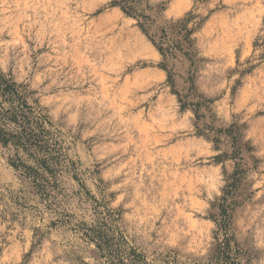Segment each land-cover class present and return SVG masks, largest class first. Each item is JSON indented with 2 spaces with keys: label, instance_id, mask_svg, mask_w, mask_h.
<instances>
[{
  "label": "rangeland",
  "instance_id": "rangeland-1",
  "mask_svg": "<svg viewBox=\"0 0 264 264\" xmlns=\"http://www.w3.org/2000/svg\"><path fill=\"white\" fill-rule=\"evenodd\" d=\"M110 1L0 0V71L62 132L86 186L105 195L128 241L155 262L212 256L210 203L234 168L215 159L179 102L193 81L212 100L206 121L244 125L242 142L254 149L251 193L230 227L240 264H264V0H144L159 25L191 18L169 81L136 20ZM7 156L0 147V264H102L78 233L48 226L50 211ZM69 207L79 215L76 200Z\"/></svg>",
  "mask_w": 264,
  "mask_h": 264
},
{
  "label": "trees",
  "instance_id": "trees-1",
  "mask_svg": "<svg viewBox=\"0 0 264 264\" xmlns=\"http://www.w3.org/2000/svg\"><path fill=\"white\" fill-rule=\"evenodd\" d=\"M110 4L136 20L138 28L161 55L160 66L166 71L168 81L171 80V60L176 51L182 50V42L190 44L194 30L188 26L191 18L159 25L158 15L147 13L151 6L144 0H111ZM164 8L163 4L161 10ZM28 95L22 84L0 71V147L8 153V164L28 180L44 208L50 211L53 218L49 227L62 226L78 233L93 245L102 264L241 263L242 251L234 241L230 225L233 211L251 193L247 174L250 162L256 167L257 158L252 154L253 147L242 142L244 125L233 122L221 128L214 126L212 120L206 121L211 114L212 100L198 94L193 81L184 96L177 93L181 106L191 108L197 133L204 135L220 152L215 159L234 162L220 196L210 203V218L216 226L218 244L204 262L183 259L178 253H167L159 262L148 261L126 238L119 223L120 212L110 206L105 195L98 198L86 186L80 160L69 154L62 132L40 106L29 101ZM67 180L73 184L70 191L64 186ZM73 200L80 209L79 215L70 211Z\"/></svg>",
  "mask_w": 264,
  "mask_h": 264
},
{
  "label": "bare ground",
  "instance_id": "bare-ground-1",
  "mask_svg": "<svg viewBox=\"0 0 264 264\" xmlns=\"http://www.w3.org/2000/svg\"><path fill=\"white\" fill-rule=\"evenodd\" d=\"M104 23H107V20H104ZM129 42H132V45H133L134 48L139 47L138 43L135 40L131 41V39H130Z\"/></svg>",
  "mask_w": 264,
  "mask_h": 264
}]
</instances>
